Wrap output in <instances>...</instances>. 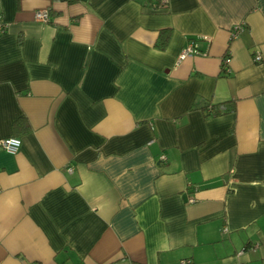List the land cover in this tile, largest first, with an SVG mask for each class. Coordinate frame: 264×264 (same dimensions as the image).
I'll list each match as a JSON object with an SVG mask.
<instances>
[{
  "label": "crops",
  "instance_id": "0c3cea01",
  "mask_svg": "<svg viewBox=\"0 0 264 264\" xmlns=\"http://www.w3.org/2000/svg\"><path fill=\"white\" fill-rule=\"evenodd\" d=\"M8 136L0 264H264V0H0Z\"/></svg>",
  "mask_w": 264,
  "mask_h": 264
},
{
  "label": "built area",
  "instance_id": "2783aa9c",
  "mask_svg": "<svg viewBox=\"0 0 264 264\" xmlns=\"http://www.w3.org/2000/svg\"><path fill=\"white\" fill-rule=\"evenodd\" d=\"M163 4L166 3V0H161ZM35 19L43 22H50L51 21V14L48 9H38L34 13ZM244 27V23L237 24L233 26L231 29V35L232 37H235L239 34L240 30ZM201 50L199 49V46L197 44L196 40H191L189 41L184 48L182 49L180 55H179V60L184 59L187 56L193 55L200 53ZM229 58H227L228 60ZM262 59V56L260 53L255 54V60L260 61ZM22 144V140L19 136H8V137H3L0 138V148H4L7 151L11 153H16L20 149ZM163 158H166V155L163 154ZM71 169V168H70ZM190 201H194L195 198L191 196L189 198ZM224 230H228V228L225 226ZM192 261L190 258H183L180 260L179 264H191Z\"/></svg>",
  "mask_w": 264,
  "mask_h": 264
},
{
  "label": "trees",
  "instance_id": "16d2710c",
  "mask_svg": "<svg viewBox=\"0 0 264 264\" xmlns=\"http://www.w3.org/2000/svg\"><path fill=\"white\" fill-rule=\"evenodd\" d=\"M170 30L168 28H165L162 30L161 35L159 37V41L157 42V45L161 48H163L168 40ZM203 109L206 111V115H212L217 116L221 114H226L229 112H232L235 110V102L234 100L227 99L223 101L218 102H211L203 105ZM18 124H21L19 120H17ZM192 264V263H191Z\"/></svg>",
  "mask_w": 264,
  "mask_h": 264
}]
</instances>
